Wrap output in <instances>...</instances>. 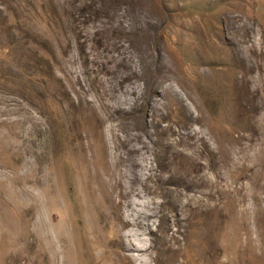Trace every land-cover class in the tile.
I'll return each instance as SVG.
<instances>
[{
  "label": "rangeland",
  "instance_id": "rangeland-1",
  "mask_svg": "<svg viewBox=\"0 0 264 264\" xmlns=\"http://www.w3.org/2000/svg\"><path fill=\"white\" fill-rule=\"evenodd\" d=\"M156 46L174 71L152 97ZM132 69L124 90L136 94L111 88L118 110L104 126L126 135L148 123L143 137L158 153L137 156L136 169L151 181L182 169L192 186L135 238L143 250L124 248L108 229L109 257L84 264H264V0H0V264L77 261L64 243L65 209L84 233L99 193L79 154L44 162L40 143L60 151L74 130L88 131L102 103L94 77L111 86ZM73 112L80 117L61 121ZM42 209L56 259L41 237Z\"/></svg>",
  "mask_w": 264,
  "mask_h": 264
},
{
  "label": "bare ground",
  "instance_id": "bare-ground-1",
  "mask_svg": "<svg viewBox=\"0 0 264 264\" xmlns=\"http://www.w3.org/2000/svg\"><path fill=\"white\" fill-rule=\"evenodd\" d=\"M117 46L118 45H115V47ZM160 56L161 50L159 46H156L152 59L154 76L150 79L151 87H149L151 88L150 94L152 97L158 94L160 90L162 92L168 90L166 86H162V89H160V83L163 85L167 80H171V75L174 71L173 63L160 61ZM121 62L122 60H120V63ZM102 67L105 72L110 71V67L106 65H102ZM135 73L133 69L130 73H121L117 83L111 86H105L103 82L97 80L100 77L95 76L94 83L97 84L96 86L100 90L102 103L100 104V109L94 108L92 112H89L91 120L90 129L86 132L74 130L72 139L67 141L60 151L40 143L39 156L44 162L47 161V157L49 158L50 155H52L53 158H57L59 155L63 156L65 151H71L72 154H79L86 169L92 172L89 175V183L92 185L96 184L97 192L99 193L100 202L97 203V199L92 200L89 204V206H91H88L89 208L86 210L85 214L90 217L92 216V220L90 218V220L87 221L88 226L84 233L81 231V226H79V229L72 226L73 214L69 208L65 209L66 214L69 216V220L67 224L68 238L64 243L68 246V251L71 253V256L77 260L72 264L86 263L85 256L88 255L98 260L106 259L109 257V249L114 246L116 238L123 242L124 248L126 249H136V251L143 250L138 247L135 238L140 239L147 232L153 231L151 229V218L156 215L160 216L162 211L160 208H166L165 204H169L171 208H179V197L182 194L181 192H184L185 189L192 186L191 177L189 178L187 176L188 174L185 175L182 169L172 170L170 168L167 170V176L165 174L158 175L152 181L148 179L151 175L145 179L143 177L145 173L142 172V170L136 169L139 164H143V160L139 161L137 156L143 155L148 159L149 157H147L146 154L158 153L156 149L150 148L148 144L149 140L143 137L144 133H149L151 131L148 128V123L142 125L141 131H135V127L130 126L126 135H123L112 122H110L107 127L104 126L107 120L112 121L115 119V112L118 110L116 105L110 101L111 94H113L111 93V88L117 89V91H120V89L124 90L125 81ZM124 91L128 94L135 92L133 87L130 88L127 86ZM116 98L121 102L130 101L129 97L121 96L120 93L116 95ZM79 114L82 115L81 113ZM78 117L80 116H78L76 112L70 113L69 115L67 113L65 119L61 121L65 123L66 120H73ZM162 133L167 134L166 131ZM183 140L184 139H182V141ZM164 144L165 143H163V145ZM164 153L163 156L168 154L165 153L164 155ZM170 153L176 154L177 152L172 151ZM179 154L184 156L183 153ZM67 157H69L68 154ZM90 163H93L92 166L95 164V167L90 169ZM66 180L70 183L67 177ZM74 181L73 179V182ZM144 187H146L147 193H152L153 195L148 198L147 201L141 203L139 199H143L148 195L144 192ZM162 194L165 196L164 200L159 201L157 196H161ZM139 204H143L149 211L136 208V205ZM41 212L44 220L42 224H40L41 237L42 239L45 237L51 240L50 249L52 251V257L56 259L58 252L55 246L57 235L54 229H50L48 226L45 210L42 209ZM52 219H54V216H51V222ZM124 227L126 230L120 233L121 229ZM108 229H112L114 235L117 236L115 239H108L105 233ZM173 236L174 234L170 233L169 230L166 235L162 234L160 236L159 242L162 252L170 250L168 242ZM97 246L101 248L97 249ZM134 257L135 256H132L133 259ZM41 258L43 262L48 258L46 249L43 248V243H41Z\"/></svg>",
  "mask_w": 264,
  "mask_h": 264
}]
</instances>
